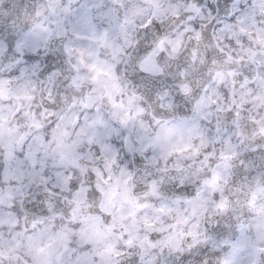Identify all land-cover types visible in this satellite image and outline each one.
<instances>
[{"label":"clouds","instance_id":"clouds-1","mask_svg":"<svg viewBox=\"0 0 264 264\" xmlns=\"http://www.w3.org/2000/svg\"><path fill=\"white\" fill-rule=\"evenodd\" d=\"M0 264H264V0H0Z\"/></svg>","mask_w":264,"mask_h":264}]
</instances>
